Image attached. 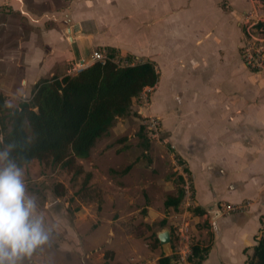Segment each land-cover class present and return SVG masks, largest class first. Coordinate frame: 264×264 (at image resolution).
<instances>
[{"label":"crops","instance_id":"1","mask_svg":"<svg viewBox=\"0 0 264 264\" xmlns=\"http://www.w3.org/2000/svg\"><path fill=\"white\" fill-rule=\"evenodd\" d=\"M127 2L123 10L117 8V0H0V93L5 101L24 93L30 96L40 79L67 75V69L81 61L85 68L93 63V53L106 47L153 62L160 77L153 88L144 91L151 90L147 107L159 119L172 157L183 163L175 159L185 176L179 175L184 180L181 188H192V200L191 196L189 201L182 199L184 215L168 226L175 257L171 264H188L176 254L174 236L184 221L190 229L189 248L192 241L210 245L202 264H246L260 221H264V68L253 71L245 67L239 46L243 16L254 11L256 20L264 22V3ZM163 19L170 21L171 31L175 25L183 28L180 33L184 36L160 64L157 55L145 50L149 39L137 33L144 26L152 30ZM161 82H166L168 93L159 99L155 91ZM227 204L244 207L225 214L219 207ZM191 205L204 213L193 215L188 210ZM85 211L82 207L81 214L68 224L47 212L35 213L33 218L43 220L45 231L64 229L66 237L48 250L41 245L32 257L42 249L45 264H156L162 254L161 249L157 254L159 242L147 245L143 238L123 230L97 240L99 229L106 226L101 223L92 228ZM149 211L148 207L147 216ZM205 222L210 225L209 236L207 230L196 228L197 223ZM110 240H117L115 248L109 246ZM100 246L104 253L96 256Z\"/></svg>","mask_w":264,"mask_h":264},{"label":"rangeland","instance_id":"2","mask_svg":"<svg viewBox=\"0 0 264 264\" xmlns=\"http://www.w3.org/2000/svg\"><path fill=\"white\" fill-rule=\"evenodd\" d=\"M66 1L64 0L65 3ZM127 5V0H117V8L126 10ZM134 14L139 13L134 11ZM172 27L168 19H163L157 21L152 30L145 29L144 26L137 33L138 36L149 39L145 50L150 55H157L160 64L164 61L165 53L184 36L180 33L183 28L175 25L171 31ZM132 39L135 45V38L129 34V40ZM165 83L161 82L155 91V96L159 99L168 93ZM150 93L151 90L143 92L133 99L127 116L115 120L106 134L96 141L87 160L78 161L83 168V174L74 180L71 179V174L64 170L37 161L21 168L26 199H32L36 205L34 214L47 212L48 216L57 217V221L68 224L71 223L72 217L81 214L82 207H85L92 228L101 223L106 226V229H99L97 240L104 235L107 239L111 236L110 232L123 230L127 234L143 238L147 245L152 244L158 232L168 229V226L184 215L186 205L183 201L175 210L165 209L163 206L166 198L174 196L181 187L178 176L184 174L169 151L159 119L151 115L147 107ZM24 94L22 97H7L5 102L10 108H15L20 101L29 97L27 93ZM172 105L176 107L175 104ZM161 116L163 117L162 113ZM189 116L193 118L192 109L189 110ZM150 121L154 122L153 130H150ZM2 168L0 159V169ZM87 173L91 174V178L85 193L81 192V187ZM186 183L188 185V181ZM61 192L62 196H57ZM148 207L151 208L149 216ZM163 219L166 221L164 227L160 223ZM196 228L207 230L208 236L211 234L207 222L197 223ZM57 229L60 232L46 231L48 240L42 245L44 250L55 247V243L65 239L66 231ZM109 246L115 248L117 240H110ZM97 249L96 256L104 253L103 246ZM41 250H38L40 254L36 257H32L35 250L34 254L22 257L16 264H29V261L31 264H45V261H41ZM157 254L160 255V248Z\"/></svg>","mask_w":264,"mask_h":264},{"label":"trees","instance_id":"3","mask_svg":"<svg viewBox=\"0 0 264 264\" xmlns=\"http://www.w3.org/2000/svg\"><path fill=\"white\" fill-rule=\"evenodd\" d=\"M104 51L107 59L103 63L94 62L74 75L40 79L33 85L30 96L15 108H10L0 93V153H7L1 159L3 167L8 160L20 169L37 161L64 170L71 174L72 180L83 174L78 161L89 158L96 141L117 118L126 117L132 100L145 89L153 88L160 77L151 61L136 60L113 47H106ZM182 170L188 175L187 169ZM90 178V173L85 174L81 192L86 193ZM178 183H184L181 176ZM189 190L192 192L191 186ZM57 196H62V192ZM183 196L180 187L174 196L166 198L164 208L177 209ZM188 210L198 216L204 213L196 205L189 206ZM160 223L166 226L165 219ZM153 245H158L156 237ZM209 250L210 245L192 241L187 263L202 264ZM173 260L174 256L171 260L161 254L156 264H171ZM246 264H264L263 220Z\"/></svg>","mask_w":264,"mask_h":264},{"label":"clouds","instance_id":"4","mask_svg":"<svg viewBox=\"0 0 264 264\" xmlns=\"http://www.w3.org/2000/svg\"><path fill=\"white\" fill-rule=\"evenodd\" d=\"M7 153H0L5 159ZM35 203L25 196L21 169L11 160L0 169V264H16L48 240Z\"/></svg>","mask_w":264,"mask_h":264},{"label":"built area","instance_id":"5","mask_svg":"<svg viewBox=\"0 0 264 264\" xmlns=\"http://www.w3.org/2000/svg\"><path fill=\"white\" fill-rule=\"evenodd\" d=\"M262 24V25H260ZM260 25V26H259ZM264 22L256 20L255 12L246 13L243 16V21L241 23L243 29V41L240 45V57L242 63L250 70L258 71L264 68ZM93 63L100 62L103 63L106 59L105 51H95L91 57ZM84 62L76 63L71 65L67 69V75H74L83 69ZM150 130L154 128V122L150 121ZM183 198L189 201L191 192L188 186L183 187ZM244 205H221L220 209L224 213H235L242 210ZM190 229L187 221L182 222L174 233L175 242L177 245L176 254L179 255L182 261H186L190 256L191 251L188 246L190 242Z\"/></svg>","mask_w":264,"mask_h":264},{"label":"water","instance_id":"6","mask_svg":"<svg viewBox=\"0 0 264 264\" xmlns=\"http://www.w3.org/2000/svg\"><path fill=\"white\" fill-rule=\"evenodd\" d=\"M156 238L159 242L161 253L163 256L172 260L173 250L170 243V231L169 229H163L156 234ZM173 263V261H171Z\"/></svg>","mask_w":264,"mask_h":264}]
</instances>
